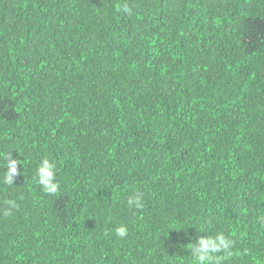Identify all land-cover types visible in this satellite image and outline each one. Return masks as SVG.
Wrapping results in <instances>:
<instances>
[{
	"label": "trees",
	"instance_id": "1",
	"mask_svg": "<svg viewBox=\"0 0 264 264\" xmlns=\"http://www.w3.org/2000/svg\"><path fill=\"white\" fill-rule=\"evenodd\" d=\"M262 218L264 0H0V264H264Z\"/></svg>",
	"mask_w": 264,
	"mask_h": 264
},
{
	"label": "clouds",
	"instance_id": "2",
	"mask_svg": "<svg viewBox=\"0 0 264 264\" xmlns=\"http://www.w3.org/2000/svg\"><path fill=\"white\" fill-rule=\"evenodd\" d=\"M122 11L127 13L130 10L127 6H124ZM5 161L6 173L4 176V182L8 185H12L13 175L17 174L15 165L19 162L11 160L10 154L5 157ZM37 177L44 192L55 194L58 191L59 183L56 180V165L54 162H51L47 158L42 159L37 167ZM141 195L142 194H137L129 197L127 200L128 206L136 209L142 208ZM7 204L9 205V208L3 211L4 216L11 215V209L17 207L16 203L11 200L7 201ZM262 222H264V218H262ZM115 234L119 237L126 236V227H117ZM232 247L233 242L230 238L226 237L222 232L217 233L214 236L199 239V248L194 254V258L197 261V264H221L226 257L232 255Z\"/></svg>",
	"mask_w": 264,
	"mask_h": 264
}]
</instances>
